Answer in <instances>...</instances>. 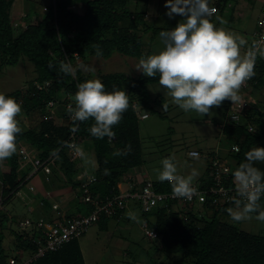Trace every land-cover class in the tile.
<instances>
[{"label": "trees", "instance_id": "1", "mask_svg": "<svg viewBox=\"0 0 264 264\" xmlns=\"http://www.w3.org/2000/svg\"><path fill=\"white\" fill-rule=\"evenodd\" d=\"M130 1L51 0L44 14L39 15L32 8L31 12L26 14V18L31 19L35 16V19L33 21L25 19L26 26L16 28L11 17L15 0H0V70L4 66L17 65L21 58H27L34 64L37 73L32 83L28 82L30 86L26 92L16 89L3 93L15 98L25 113V120L20 119L23 132L17 138L18 150L25 144L35 150L42 160H47L51 167L48 176L42 171L37 173L42 174L47 191L56 188L64 193L66 191V195L80 193L83 201L91 204L90 213H76L68 206L61 207L60 203L52 201L50 197L40 192L34 195L40 201V206L30 205L32 209L27 205L31 199L24 197L27 209L25 211L29 214V217L25 218H29L32 224L24 227L22 221L25 218L18 223L13 215L16 209L15 201H21L18 198L34 175L28 178L33 167L31 164L22 166V159L17 151L6 160L10 169L5 172L0 170V179L5 186L3 189L5 198L0 206V264H10L9 259L12 257L16 259V264H22L35 254L38 246L34 239L39 234L37 224L40 218H44L46 223L56 221L66 223L75 217L88 216L96 208L93 201L105 204L123 190L132 193L142 191L148 181L152 182L155 192L172 191L167 181L159 182L136 174L141 172L140 167L146 163L141 119H148L150 112L157 113L163 118L167 117L166 111L159 109L163 107V102H167L165 97L160 94L152 99L149 91L151 84L159 83V74L155 78L145 75L131 76L125 72H111L101 76L100 80L105 84L106 91L125 90L130 98V107L123 114L121 122L114 126L113 131L116 135L111 141L107 137L97 139L90 134L89 128L94 120L74 124L67 112L68 102L75 106L74 96L78 84L91 77L78 66L74 77L60 73L61 61L71 63L74 67L79 58L83 62L93 56L108 59L114 52L133 58H146L150 54V49L145 50L144 34L152 32L149 35L151 43L163 27H159L158 24L149 26L146 23L148 11L140 5V2L145 0H134L137 3L133 9L128 6ZM223 3L221 0L215 3L218 11L225 9L227 4ZM78 4L81 5V11L74 8ZM257 30L258 24L253 30L254 36ZM97 49L102 55L96 54ZM37 83L43 88L39 89ZM248 84L252 85L255 91L264 88V58L257 57L255 75L248 80ZM50 101H56L55 115L67 123L58 124L54 119L48 118ZM250 102L251 107L238 123L229 120L228 111L232 107V102L229 101L227 105L226 122L222 127L223 147L227 148V153L224 154L226 159L222 158L221 153L191 149L199 151L197 157L203 156L208 162V168L204 170L203 175L200 177L198 175L194 186L209 189L215 185L213 161L216 159L230 167L231 173L225 182L229 186H234L233 173L239 164L244 162L245 153L257 147L258 140L264 142V111L258 109L255 99ZM144 114H147V117H143ZM250 127H256L257 131L250 130ZM73 128L76 130L72 131ZM73 132L77 143L92 146L95 150L97 166L91 173L85 171V176L82 177L78 175L83 170L80 162L70 156L66 146ZM128 145L131 146V151L127 155H112L116 150H125ZM234 147L239 150H234ZM256 166L264 170V163H258ZM133 171L136 173L132 174ZM91 176L94 180L87 184ZM123 181H126V187L123 186ZM87 195L92 199L86 201L84 197ZM129 200L124 201V208L113 204V213L101 211L98 219L91 225L99 222L101 228L107 230L109 221L123 218L133 204V207L142 212L146 222L145 235L158 241L156 252L159 254L180 256L179 258L188 264H264V232H249L218 218L219 213H227L226 209L233 207L231 202L216 207L210 202L211 198H208V201L195 211V203L183 199L167 198L148 209L140 199ZM54 204H57V208L53 206ZM261 204L264 206V198ZM208 210H214L210 218L206 217ZM19 226L22 230H18ZM90 226L78 236L64 242L57 250L49 251L29 264H86L79 238ZM146 230H151L156 235L150 236ZM7 231L15 238L12 244L7 241ZM9 251H12L13 255H10ZM25 252H29L30 256L23 258ZM151 260L154 263L152 258Z\"/></svg>", "mask_w": 264, "mask_h": 264}, {"label": "clouds", "instance_id": "2", "mask_svg": "<svg viewBox=\"0 0 264 264\" xmlns=\"http://www.w3.org/2000/svg\"><path fill=\"white\" fill-rule=\"evenodd\" d=\"M165 8L170 18L182 16L183 19L174 28L159 32L163 48L146 58L141 57L135 69L150 78L159 74V85L166 90L164 95L184 112L211 116L212 109L220 107L226 100L232 104L240 103V90L255 75L257 57L264 58V37L242 52L247 42L217 27L211 19L216 10L209 6V0H166ZM217 19L224 23L221 18ZM96 54L99 56L102 52L97 49ZM78 68L92 70L84 64ZM59 72L74 77L77 68L61 61ZM74 104L67 106L73 123L92 119L94 123L89 128L90 134L97 139L107 137L111 141L116 135L114 126L121 122L123 114L130 107V98L125 90L106 91L100 79H88L78 84ZM168 107L169 104L163 102L162 110L167 111ZM21 112L22 105L15 98L0 93V164L18 151L17 138L23 132L18 119ZM66 146L74 147L72 144ZM74 150L88 162L80 147L76 146ZM130 151L131 146L128 145L125 150H116L112 155H127ZM197 155L189 153L193 158ZM258 163H264V147L260 146L247 151L244 162L234 170L233 207H228L226 211L235 223L253 218L264 222V206L261 204L264 198V170L256 166ZM161 165L156 170V179L159 182L167 181L175 197L192 199L197 192L194 186L197 170L192 169L188 175L180 174L174 155L164 158ZM128 215L139 222L133 213Z\"/></svg>", "mask_w": 264, "mask_h": 264}, {"label": "rangeland", "instance_id": "3", "mask_svg": "<svg viewBox=\"0 0 264 264\" xmlns=\"http://www.w3.org/2000/svg\"><path fill=\"white\" fill-rule=\"evenodd\" d=\"M217 1L218 0H209V3L212 4V2L216 3ZM221 1L224 2L223 4L226 3L227 5H225L226 7L223 11L221 10L222 12L218 11L216 15H213L212 20L216 25H219L221 23L217 17L221 18L224 23L221 24L220 27L245 39L247 44L242 48V52H246L247 49L251 47L252 43L257 41L253 30H255L256 25L258 24V17L264 8V0ZM144 2H148V4H145ZM50 3L51 0H15L11 12L14 26L16 28H24L27 24L25 19H28V21H33L35 19V16L31 19L29 17L26 18V14L31 12L32 8H34L39 15H42L47 11V7ZM136 3V1L131 0L128 6L133 9ZM165 3L166 0H145L140 2V5L149 12V14L147 13L146 15V23L149 26L155 24L156 15L154 10L156 9L157 11L161 9V13H163V15L161 14L162 22L158 24L159 27L171 29L183 19L182 16L170 18L166 14L167 9L165 8ZM74 8L78 11L82 10L80 4ZM140 27L142 29V26ZM140 33H143V31H140ZM150 34H152V32L144 34L145 50L150 49V54H153L160 51L163 48V45L159 41V34L156 35L150 43ZM139 59L140 58H133L114 52L108 59L93 56L83 62L82 59L79 58L77 65L74 66V68H77V66L81 64L88 65L92 70L82 71L85 74H89L91 79H101L103 74L111 72H125L131 76H139L144 75L135 69ZM36 75L37 73L34 64L27 58H21L19 63L15 66H4L0 70V93H9L16 89H21L23 92H26L27 88L36 78ZM149 91L152 99L160 94L165 97L169 104L168 110L166 111L167 117L163 118L157 113L150 112L148 119H141V136L143 138V151L146 163L142 168L140 167V169H142L140 170V173L133 171L132 174H142L143 177L157 180L156 170L162 167L161 161L164 158L174 155L178 162L180 173L188 175L192 169H196L200 177L203 175L204 170L208 168V162L203 156L196 158L189 156V151L195 148L206 153H221L223 154V157H221L225 158L224 156L226 155L225 153H227V148L223 147L224 138L222 136V127L226 122V110L229 100L224 101L220 107L213 108L211 116L205 115L202 117L193 111L184 112L178 106L174 105L171 102V98L164 95L166 90L162 89L159 83L151 84V86H149ZM240 95L249 102L247 109L241 113V117L243 114L246 115V111L251 107L250 101L253 99L256 100V106H258V109L264 111V88L255 91L251 85L246 88H241ZM231 105L234 108L237 104ZM232 107L228 113H231L233 109ZM162 108L163 107H159L161 110ZM18 118L23 121L25 120L23 109ZM52 119L58 124L67 123L65 120H62V118H57V116ZM253 128V131H255L256 127ZM170 129H172V131ZM258 143V146L264 147L263 140H258ZM81 148L85 153L88 162H86L81 156L75 158L77 162H80V165L83 168L78 174L79 177L85 176V171L91 173L97 166L94 147L82 144ZM9 169L10 165L7 161L0 164V170L3 172ZM196 179H198V176ZM31 184L35 186V190L33 191L29 189ZM122 184L124 187L127 186L126 181H123ZM43 185L42 174H36L23 188V194H20L21 198H18V200L21 201H19L20 203L15 201L16 209L13 212L14 218L18 223L25 217H29V214L25 211L27 209L24 204V197L31 199L28 200L27 203L29 208L30 205L36 207L40 206V201L35 198L34 195L42 191ZM52 189L53 190L51 191L44 189V195L48 198L50 197L52 201L60 203L61 207L68 206L71 211L76 213H90L91 204L84 202L80 193H69L66 195V191L64 193V191H60V189ZM61 195L63 196L59 198ZM131 205L132 206L128 208L123 218L118 220L111 219L109 221V229H102L98 222L91 225L87 232L79 238L86 264H188L179 258L180 256L163 253L159 254L156 252L158 241L149 239L145 235L144 226L146 225V222L143 218L142 212L136 207H133V204ZM199 206L201 207L200 204L194 205L195 211L198 210ZM218 206L219 205L216 207ZM213 212L214 210H208L206 217L210 218L213 215ZM128 213L136 215L139 222L131 219ZM218 218L238 225L240 228L249 232H264V222H260L255 218L235 223L231 220L228 213L224 212L219 213ZM19 228L18 230H22L20 226ZM7 234V241L12 244L15 238L8 231ZM9 254L13 255V252L9 251ZM28 256H30L29 252L23 254V258H27ZM151 258L154 260V263H152Z\"/></svg>", "mask_w": 264, "mask_h": 264}, {"label": "built area", "instance_id": "4", "mask_svg": "<svg viewBox=\"0 0 264 264\" xmlns=\"http://www.w3.org/2000/svg\"><path fill=\"white\" fill-rule=\"evenodd\" d=\"M210 7L216 10L215 13L217 12V7L215 5ZM255 35L257 37L256 38L257 41H259L262 37H264V8L262 10L261 17L258 21V30L257 32H255ZM246 84L242 88H246L249 86L248 81L246 82ZM36 85L39 89L43 88V86L39 83H37ZM46 85H48V83H46ZM70 103L73 104L72 102H68L66 104V107ZM248 103L249 102H247V99L242 98L241 102L235 106L237 108L234 107L233 110L231 111L229 115V120L233 123L240 122L242 115L241 113H243L245 109H247ZM49 108H50L49 111L51 113L48 116V118L51 119V117L54 118L55 116H57L55 115L56 101H50ZM143 117H147V114H144ZM62 120L64 119L62 118ZM250 130H253V128L250 127ZM74 136H75V132L72 133L70 139L67 142V144H72L74 146L73 148L67 147V150L73 159L80 156L74 150L75 147L78 146L81 148V145L77 143ZM233 149L237 150L238 148L234 147ZM18 153L20 154L22 159L21 160L22 166H25L26 164H31L33 167L32 172L30 173L28 178L32 177L33 175H36L39 171H42L47 176L51 172V167L48 164L47 160H42L41 157L38 156L37 152L35 150L30 149L27 145L22 144L19 147ZM190 153H196L198 155L200 154L199 151L197 150H191ZM213 166L215 168V180H216L215 185H212L209 189H200L198 186H195L197 192L196 194L193 195L192 199L177 198L173 195L172 191L169 193L155 192L153 189L152 182L148 181L146 185L143 187L142 191L139 190L132 193L127 190L125 191L123 190V192H121L118 196H115L113 200H108L105 204H98L96 203V201H93L96 205V208L88 216H83L81 218L75 217L72 220H67L66 223H64V221L46 223L44 218H40L37 224V226L39 227V234L38 237L34 239L35 240L34 242H36L38 248L35 254L31 255L26 260H24L22 264H29L34 259L44 256L49 251L57 250L59 247H61V245L64 242L69 241L75 236H78L82 231L87 229L88 226H90L93 222H95L98 219L99 213L101 211H104L106 213H113L114 212L112 209L113 204H117L119 208H124L125 207L124 201L128 202L129 199L130 200L131 199L133 200L135 198L140 199L143 202V205L146 209L159 204V202L166 200L167 198L183 199L186 202L195 203V204H203L204 202L208 201V198H211L210 202L215 206L231 202V198L235 195L234 186H229L225 182L229 178L228 176L231 173V169L227 164H225L223 161L219 159L213 161ZM92 180H94V177L93 176L89 177L87 184H89V182ZM4 187H5L4 183L0 179V206L5 198L3 194ZM29 189L33 191L35 190V186L31 184L29 186ZM84 199L86 201H89L92 199V197L90 195H87L84 197ZM53 206L57 208V204H54ZM31 224L32 221L29 218H25L22 221V225L24 227H28ZM146 232L150 236L156 235V233L152 232L151 230H146ZM9 262L10 264L17 263L14 257L10 258Z\"/></svg>", "mask_w": 264, "mask_h": 264}, {"label": "crops", "instance_id": "5", "mask_svg": "<svg viewBox=\"0 0 264 264\" xmlns=\"http://www.w3.org/2000/svg\"><path fill=\"white\" fill-rule=\"evenodd\" d=\"M159 4H160V2H159ZM213 5H215L216 6V4L215 3H213L212 2V4H210L209 3V6H213ZM153 8L155 9V7L153 6ZM153 10V9H152ZM148 11V10H147ZM155 11V15H156V20H155V24H160L161 22H162V17H161V14L163 15V13H161V9H159L158 11H157V9L156 10H154ZM148 14H149V12H147ZM214 15H216V14H214ZM211 19H213L212 17H211ZM221 26V24L219 25V27ZM165 29H167V28H164L163 27V30H165ZM45 189V187H44V185H43V188H42V191H41V194H44V192H43V190ZM32 207H34L33 205H31ZM32 209V208H31Z\"/></svg>", "mask_w": 264, "mask_h": 264}]
</instances>
